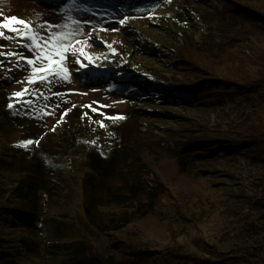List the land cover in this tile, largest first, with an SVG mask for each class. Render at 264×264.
<instances>
[{"label": "rangeland", "instance_id": "1", "mask_svg": "<svg viewBox=\"0 0 264 264\" xmlns=\"http://www.w3.org/2000/svg\"><path fill=\"white\" fill-rule=\"evenodd\" d=\"M82 2L0 0V20L29 21L40 37L71 33L62 42L84 53L78 63L67 50V79L29 84L30 41L12 32L0 37L1 256L61 264L85 252L103 264H128L132 246L162 251L174 239L199 254L197 238L223 253L264 248V0H165L153 9ZM216 81L220 88L210 91ZM196 84L204 101L169 97ZM155 87L156 96H143ZM26 141L39 143L20 146ZM94 152L100 160L112 152L130 158L111 184L128 194L137 183L136 200L98 212L130 218L121 230L102 233L86 215ZM28 184L37 189L25 199ZM150 198L152 209L136 213L134 203ZM35 201L45 222L37 239L1 217ZM23 239L33 247L24 249ZM50 244L70 254L49 261L43 251Z\"/></svg>", "mask_w": 264, "mask_h": 264}, {"label": "trees", "instance_id": "2", "mask_svg": "<svg viewBox=\"0 0 264 264\" xmlns=\"http://www.w3.org/2000/svg\"><path fill=\"white\" fill-rule=\"evenodd\" d=\"M85 2V0H83ZM90 2L93 7H110L112 6H125L128 8L144 7V8H156L163 4L165 0H86ZM128 1L130 3L128 4ZM82 2V3H84ZM86 3V2H85ZM87 4V3H86ZM97 4V5H96ZM95 5V6H94ZM107 5V6H105ZM258 61L262 66V78H264V54L258 55ZM221 83L216 81L212 83L209 87L210 91L213 89L220 88ZM132 82L123 83L120 86V92H128L131 90ZM160 88L155 87V90L146 91L143 94L156 96ZM181 93V97L175 94L169 95V97L174 101V99H180L181 101H204L207 97L204 93L203 86L192 85V86H178ZM177 103V101H174ZM179 103V102H178ZM97 153V152H96ZM92 154L90 156L89 163L85 172V182H84V204L86 215L91 222V224L97 227L102 233H108L111 231L121 230L124 226L123 223L127 224L130 218L126 215H98L99 209L101 207L119 205L126 203L128 201H135V193L138 189L137 183L130 185L129 192L124 193L120 191L119 187L113 186L111 180L116 176L119 171V166L122 163L128 162L130 160L127 154L114 155L112 153L101 154L103 155L102 160L99 159L98 154ZM107 159V160H106ZM34 184H28L26 187L25 199L34 196L33 192L37 187ZM149 191V190H148ZM157 193H162L161 190H157ZM151 193V191H149ZM153 200L147 199L144 202L134 203L136 213L139 214L140 209L148 212L152 209ZM39 202L35 201L31 203L28 209H12L1 214L2 219L7 222L10 226L21 225L24 228L29 229L34 235L35 239L38 238V232L41 226L44 225V218L42 217L41 209L39 208ZM96 216H99L96 217ZM176 237V232L174 238ZM40 239H38L39 241ZM23 248L28 250L33 247V242L30 240H21ZM44 243V241H43ZM5 243L0 241V264H25L24 262L18 261L17 256H1V251L5 247ZM194 245L199 248L201 253H189V251L179 244L175 239L172 243L167 246L162 251H149L131 247L130 252L132 253V258L135 260L133 262H128V264H230L233 262H240L242 264H264V248L258 246H251L247 254H235L234 252L223 253L215 244H209L204 239L197 238L194 240ZM45 248V247H44ZM49 249L48 253L44 250L43 254L46 259L51 261L57 258H65L69 253L60 254L65 248H61L56 244H50L47 246ZM12 249V248H10ZM14 249V248H13ZM12 252H10L11 255ZM74 254V253H73ZM209 256H208V255ZM19 257V256H18ZM60 264V263H58ZM61 264H103L98 256L91 255L89 253H79L73 255V259ZM127 264V263H126Z\"/></svg>", "mask_w": 264, "mask_h": 264}, {"label": "snow or ice", "instance_id": "3", "mask_svg": "<svg viewBox=\"0 0 264 264\" xmlns=\"http://www.w3.org/2000/svg\"><path fill=\"white\" fill-rule=\"evenodd\" d=\"M11 21H15L18 25L23 27H11ZM5 32H12L16 37L30 41L29 44L25 45L33 52V58H26V63L31 66V72L27 78L29 84L36 82V79H38L39 82L44 83L48 81L51 76H58L62 79H67L69 74L66 67H64L67 58V50L72 49V55L76 56L78 63L80 62V55H84L83 52H80L78 55L77 50L73 47L71 42H62L63 37L70 36L72 35L71 33H51L47 37H40L39 34L32 30L29 21L19 19L16 16H3L2 20H0V37L5 39L12 38L6 36ZM53 40H55V42L50 43V41ZM75 43L78 44L79 41H76ZM87 58L90 59V57ZM27 90L28 89H24L21 92H16L13 96L22 97ZM9 107L11 108L13 105L9 104ZM67 111L69 110H66L61 116V121L63 120V116L67 114ZM93 111H95V109H93ZM123 118L124 117H110L109 119L115 120ZM98 123L101 127L104 126L103 121H99ZM53 130H55V128H53ZM32 143L38 144L39 141H26L20 146L26 147L28 144ZM93 143L95 142L93 141Z\"/></svg>", "mask_w": 264, "mask_h": 264}]
</instances>
